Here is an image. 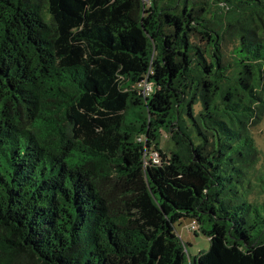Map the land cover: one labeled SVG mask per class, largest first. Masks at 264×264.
I'll use <instances>...</instances> for the list:
<instances>
[{"label":"trees","instance_id":"trees-1","mask_svg":"<svg viewBox=\"0 0 264 264\" xmlns=\"http://www.w3.org/2000/svg\"><path fill=\"white\" fill-rule=\"evenodd\" d=\"M263 120L264 0H0V264H264Z\"/></svg>","mask_w":264,"mask_h":264},{"label":"rangeland","instance_id":"rangeland-1","mask_svg":"<svg viewBox=\"0 0 264 264\" xmlns=\"http://www.w3.org/2000/svg\"><path fill=\"white\" fill-rule=\"evenodd\" d=\"M227 54L229 55V52ZM200 108V105H195V112H198ZM253 136L260 154L258 157V166L250 171V179L252 181L254 195L257 199L262 200V191L264 190V120L253 129ZM161 145L162 150L167 156H170V153L175 149V144L165 133L163 134ZM154 153L155 156L151 155V157L160 160V156L156 154V152ZM193 222L194 221L191 219H184L176 224L178 235L188 245V259L190 263L200 256L201 253L210 249V240L206 235L198 231L199 226H197V229L194 231L191 229Z\"/></svg>","mask_w":264,"mask_h":264},{"label":"built area","instance_id":"built-area-1","mask_svg":"<svg viewBox=\"0 0 264 264\" xmlns=\"http://www.w3.org/2000/svg\"><path fill=\"white\" fill-rule=\"evenodd\" d=\"M141 87H142V89H143L144 94L147 95V96H149V95L153 92V85H152V83H150V82H148V81H145L143 84H141ZM148 91H150V92H148ZM156 154H157V153H156ZM152 155L155 156V153L152 154ZM152 159H153V158H152ZM154 160H155L156 162L159 161V160H157L156 158H155ZM191 229H192L193 231L197 229V224H196L195 221L193 222V225H192Z\"/></svg>","mask_w":264,"mask_h":264}]
</instances>
